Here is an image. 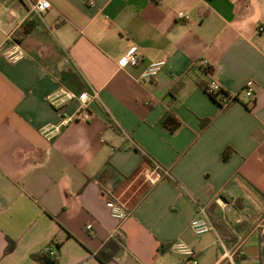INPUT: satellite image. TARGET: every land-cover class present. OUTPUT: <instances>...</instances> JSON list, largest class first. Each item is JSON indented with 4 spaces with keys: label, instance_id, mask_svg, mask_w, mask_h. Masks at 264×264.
I'll use <instances>...</instances> for the list:
<instances>
[{
    "label": "crops",
    "instance_id": "obj_1",
    "mask_svg": "<svg viewBox=\"0 0 264 264\" xmlns=\"http://www.w3.org/2000/svg\"><path fill=\"white\" fill-rule=\"evenodd\" d=\"M34 1L0 0V264H42L31 254L53 242L57 264H103L110 239L121 248L108 264H184L176 239L197 264H264V0H49L41 17ZM11 34L16 63L1 51ZM133 46L141 62L120 66ZM212 79L226 93L250 83L255 98L222 106ZM93 88L91 120L43 133L80 106L51 94ZM153 161L168 174L150 185ZM111 194L130 210L122 223ZM197 202L214 225L201 237Z\"/></svg>",
    "mask_w": 264,
    "mask_h": 264
},
{
    "label": "built area",
    "instance_id": "obj_2",
    "mask_svg": "<svg viewBox=\"0 0 264 264\" xmlns=\"http://www.w3.org/2000/svg\"><path fill=\"white\" fill-rule=\"evenodd\" d=\"M51 7V2L49 0H36L31 2L30 10L32 13L41 17L43 12ZM180 17L184 14L179 13ZM260 31H264V26H261ZM138 48L133 46L129 49L120 59L119 65L125 67L127 65L137 66L141 62V57L137 52ZM3 55L12 63H16L25 57V52L21 44L13 39L12 34L8 36L6 44L2 47ZM164 60H157L145 69L142 73V78L151 79L155 77L164 66ZM204 69L209 72L210 65L208 61H203ZM207 91L214 95L217 101L222 106H228L232 102L239 101L242 96H246L250 99L255 98L254 88L249 83L239 92L226 93L222 90V86L218 81L212 79L207 87ZM99 97V91L92 89V91H84L77 94L75 91L70 89H61L60 91L53 93L49 96L51 103L56 106H62L69 100H78L80 103L79 108L75 114L69 118H63L58 125H52L49 127H43V133L51 137L55 136L61 131V128L70 122L74 121H89L93 117L92 109L90 108V102ZM168 174L167 171L157 162L153 161L152 167L149 170L144 171V176L146 181L150 185H155L157 180L163 175ZM107 206L111 210V214L116 218L119 223H122L127 217L130 216V210L126 206L125 202L117 194H111L106 202ZM91 225L88 226L90 228ZM262 235L264 237V224L262 225ZM190 229L196 237H201L202 235L210 232L214 229L207 205L204 203L197 202V212L195 217L190 222ZM171 249L176 253L180 254L184 264H197L198 259L196 256V251L193 247L189 246L182 239H176L171 244ZM56 248L50 249L51 254L56 253Z\"/></svg>",
    "mask_w": 264,
    "mask_h": 264
},
{
    "label": "trees",
    "instance_id": "obj_3",
    "mask_svg": "<svg viewBox=\"0 0 264 264\" xmlns=\"http://www.w3.org/2000/svg\"><path fill=\"white\" fill-rule=\"evenodd\" d=\"M27 32V30H26ZM204 88L207 90L208 85H203ZM215 99L216 97L212 95ZM217 100V99H216ZM164 125L170 129L171 131H174L178 129L181 126V121L179 118L173 113L169 112L165 118H164ZM230 151L224 152V157L227 159L230 156ZM15 241L11 238L8 239V244L6 246V252H10L15 247ZM53 246L56 248L57 252L60 248V244H55L54 242L45 250V251H39L31 254V257L42 264H57L58 260V254L57 252L53 255L50 252V249L53 248ZM121 245L118 241L114 239L108 240L104 246L96 253V257H98L103 264H108L113 258H115L116 254L120 250Z\"/></svg>",
    "mask_w": 264,
    "mask_h": 264
},
{
    "label": "water",
    "instance_id": "obj_4",
    "mask_svg": "<svg viewBox=\"0 0 264 264\" xmlns=\"http://www.w3.org/2000/svg\"><path fill=\"white\" fill-rule=\"evenodd\" d=\"M222 198H224L225 200H227L224 196H222Z\"/></svg>",
    "mask_w": 264,
    "mask_h": 264
}]
</instances>
